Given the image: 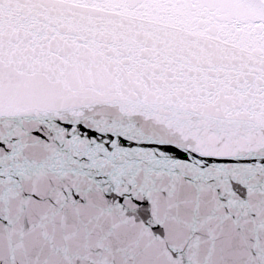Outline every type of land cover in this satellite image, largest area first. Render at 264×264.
<instances>
[{"label": "snow or ice", "instance_id": "1", "mask_svg": "<svg viewBox=\"0 0 264 264\" xmlns=\"http://www.w3.org/2000/svg\"><path fill=\"white\" fill-rule=\"evenodd\" d=\"M177 139L113 110L0 109V264H264V145Z\"/></svg>", "mask_w": 264, "mask_h": 264}, {"label": "water", "instance_id": "2", "mask_svg": "<svg viewBox=\"0 0 264 264\" xmlns=\"http://www.w3.org/2000/svg\"><path fill=\"white\" fill-rule=\"evenodd\" d=\"M0 109L113 110L199 151L264 145V0H0Z\"/></svg>", "mask_w": 264, "mask_h": 264}]
</instances>
